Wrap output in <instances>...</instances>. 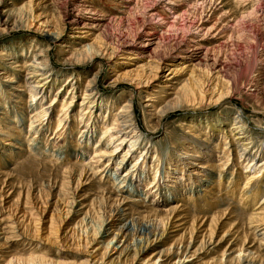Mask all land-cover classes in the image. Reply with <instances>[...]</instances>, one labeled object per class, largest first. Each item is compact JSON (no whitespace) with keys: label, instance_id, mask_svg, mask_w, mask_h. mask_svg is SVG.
Segmentation results:
<instances>
[{"label":"rangeland","instance_id":"374dc122","mask_svg":"<svg viewBox=\"0 0 264 264\" xmlns=\"http://www.w3.org/2000/svg\"><path fill=\"white\" fill-rule=\"evenodd\" d=\"M2 54L0 264H264V0H0Z\"/></svg>","mask_w":264,"mask_h":264},{"label":"bare ground","instance_id":"6f19581e","mask_svg":"<svg viewBox=\"0 0 264 264\" xmlns=\"http://www.w3.org/2000/svg\"><path fill=\"white\" fill-rule=\"evenodd\" d=\"M8 55H6V54H2V56H0V59L2 60V59H5V60H8V59H6V57H7ZM42 55H40V53H37V54H35V56H33V63H32V65H30V67H31V69H33V71H29V73H28V75H30V77H31V79H33V78H37L38 79V82L36 83V84H33L32 85V94H31V97H32V99L30 100L31 102H33V101H38V100H40L41 98H42V92L43 91H45V86H46V84L48 83L47 82V77L45 78V77H43L44 76V74H38V71H39V69L40 68H38V66L36 65V64H38V61L41 59L40 57H41ZM17 59V58H16ZM17 61H15V58H11L9 61H8V64L9 65H11V67L13 68V69H15V70H17V68H19L20 67V64H19V62H17ZM45 64V63H44ZM16 65V66H15ZM22 65V64H21ZM40 65H42V61H41V63H40ZM38 71H37V70ZM41 76V77H40ZM39 77V78H38ZM9 82H12L13 83V79L12 78H9V80H8ZM53 83V82H52ZM1 87V89H0V100H2V97L5 95V93H6V91L2 88V86H0ZM61 89H62V87H61ZM21 91H23V90H21ZM45 93V92H44ZM86 95H87V93H85ZM41 101V100H40ZM92 104H93V102L90 104V106H89V109L91 108V110L93 109V107H92ZM72 106V105H71ZM27 107H29V106H27ZM2 108H4V107H2V101H0V110L2 109ZM68 110V107H67V109H65V111H67ZM90 112V111H89ZM0 114H5V112H1ZM49 114V110L47 111V110H44V111H38V109H36V107L34 108V112L31 114V118L32 119H35L34 120V122L33 123H36L35 124V126L33 125V127H38L39 129L37 130V133H40V132H42L43 130H45V129H47L49 126H50V119L45 123L44 121L46 120V116ZM60 122H61V125L64 123V125H67L68 124V120H69V118H70V116H69V114L67 113L66 114V112H65V114H60ZM120 117V116H119ZM92 118V116L90 117L89 116V120ZM81 119H83V118H80V120H79V123H81ZM126 121V119L125 118H120V120H116V122L114 121V123H113V125H111L110 127H109V133H111V135H113L112 136V138H111V142H110V144H112L113 143V141L114 140H117L118 138H119V134H122L121 136L123 137V136H125V137H123V138H120L121 140H120V142L118 143V148H120V146L121 145H123V143L125 142V140H126V137H128V135H126V134H124L123 133V129H127L128 128V126L129 125H126V127H125V122ZM0 122H1V119H0ZM77 122V121H76ZM83 122V121H82ZM19 123V122H18ZM18 123H17V126H13L14 127V129H15V131L16 132H18V128H19V126H18ZM33 123H31V126H32V124ZM71 124H72V121L70 122ZM2 124V125H1ZM75 124V123H74ZM60 125V126H61ZM240 126L243 128V126L240 124ZM90 126H88V124L86 125V128H89ZM4 128H8V126H4V124L3 123H0V140L2 141V139H1V136H4V134H5V132H8V131H5V129ZM45 128V129H44ZM239 128V127H238ZM13 129V130H14ZM86 131V130H85ZM60 132V130H56V134H58ZM247 132V131H246ZM107 133V132H106ZM108 134V133H107ZM106 134V135H107ZM37 134H35L34 135V139H36V138H38V136H36ZM58 138H60V136L58 137ZM119 140V139H118ZM135 142H136V140L135 139H131V140H129V145H130V147H129V150H131V147H133L134 146V144H135ZM254 143V141L252 140V138H250V139H245V141H243V144H244V148L245 149H247L248 148V146L249 145H251V144H253ZM109 144V145H110ZM7 145H9V146H13V144H12V142H10V143H7ZM117 147L115 146V148L114 149H112L111 150V152H100V154L98 153V155L101 157H103V156H106V155H109L110 153H115L118 149H117ZM256 157H257V155H256ZM256 157L255 158H252V159H250L249 160V158H246L245 159V162H247V163H245L244 164V168L247 170V172H250V171H252L253 170V168L255 167L256 168V163H255V161H256ZM101 160V159H100ZM111 160V159H110ZM124 160V159H123ZM123 163V162H122ZM109 163H107V165H108ZM259 165H260V168H261V172H263L264 171V161H261L260 163H259ZM183 168V167H182ZM205 168H207V166L206 167H204L203 169L204 170H206ZM239 168H240V166H239ZM118 169H121V166L119 165L118 167H117V169H116V171L118 170ZM258 173V172H257ZM252 174L251 175V178L249 179L251 182L252 181H256V186H253L254 188H250V190H249V187L247 186L249 183H245V185L243 186V190H242V192H245V193H247L248 194V192L250 193L249 194V196H242L241 198L243 199V200H246L248 197H251V196H257L260 192H261V188H262V180L261 179H257V178H255V177H259L261 174ZM234 174V173H233ZM237 175V174H236ZM126 177H127V175H125ZM130 180H132V178L130 179ZM233 180L231 179L230 181H229V184L228 185H226L224 182H222V178L219 180V181H217V184L216 185H219L220 187H224V189H227V188H229V189H233L235 186L234 185H232V182ZM125 182H126V180H125ZM123 183H121L120 185H119V188H120V186L122 187V186H124V184L122 185ZM190 185V184H189ZM250 185V184H249ZM254 185V184H253ZM188 186V185H187ZM215 185H212L211 187L213 188ZM251 187V186H250ZM221 189V188H220ZM228 189V190H229ZM248 189V190H247ZM247 190V191H246ZM187 191V190H186ZM192 191V190H191ZM206 191V190H205ZM227 191V190H226ZM188 192V191H187ZM225 192V191H224ZM186 194H188V193H186ZM185 194V195H186ZM188 196H191L190 195V193L188 194ZM211 202H215L216 200L215 199H211L210 200ZM264 203V202H263ZM264 209V207H261V206H257L255 209L256 210H260V209ZM252 216H255V215H252ZM257 216V215H256ZM180 219V218H179ZM130 229V226L128 225V223H126V224H124L123 225V227H122V234H124L123 232H125V231H128ZM107 231V230H106ZM106 231H105V234H106ZM148 232V231H147ZM147 232H146V234H147ZM150 232V231H149ZM149 232H148V234H149ZM126 233V232H125ZM143 234V233H142ZM143 235H145V234H143ZM151 235V234H150Z\"/></svg>","mask_w":264,"mask_h":264}]
</instances>
